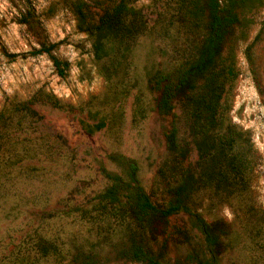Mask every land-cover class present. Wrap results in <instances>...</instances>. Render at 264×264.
<instances>
[{
    "label": "rangeland",
    "instance_id": "obj_1",
    "mask_svg": "<svg viewBox=\"0 0 264 264\" xmlns=\"http://www.w3.org/2000/svg\"><path fill=\"white\" fill-rule=\"evenodd\" d=\"M107 2L0 0V128H8L0 156V264H144L133 260L128 217H102L92 203L109 185L102 169L116 171L114 153L136 162L153 201L165 194L157 171L166 137L173 130L181 136L186 119L172 101L158 109L162 87L152 91L147 79L174 64L187 29L178 30V20L187 15L197 42L213 13L229 23L215 59L225 82L218 119L240 134L233 150L239 183L197 185L187 208L155 224L149 245L160 264H264V0H138L149 29L127 56L128 80L112 90L78 26L81 3L99 13ZM50 44L69 63L63 77L44 52ZM139 91L146 103L140 115ZM104 116L100 130L82 126ZM196 160L191 145L188 162ZM201 220L218 247L208 246Z\"/></svg>",
    "mask_w": 264,
    "mask_h": 264
},
{
    "label": "trees",
    "instance_id": "obj_2",
    "mask_svg": "<svg viewBox=\"0 0 264 264\" xmlns=\"http://www.w3.org/2000/svg\"><path fill=\"white\" fill-rule=\"evenodd\" d=\"M137 1L108 0L100 7L99 13L90 4L78 6V26L89 35L97 69L110 90L128 80L127 56L138 38L149 29L146 15L134 6ZM178 23V30L187 29L181 33L182 47L175 51L174 64L151 72L147 79V87L152 91L162 87L159 89L158 109L168 110L172 101L186 119V128L181 136L173 130L166 137L167 157L157 171L160 178L166 179L165 194L157 202L153 201L140 183L136 162L114 153L110 159L116 171L102 169L109 185L94 197L96 200L92 203L102 217L117 219L120 214L128 217L126 229H129L130 236H134L130 250L133 260L144 264H160L149 245L156 240L154 226L187 208L192 189L195 190L199 184L234 186L239 183L236 182L233 150L240 134L232 128L220 127L218 119L225 82L221 79L222 70H215V59L225 35L229 33V23L224 16L213 13L204 26L205 32L196 38L197 42L190 36L192 24L187 15ZM54 46L50 44L44 52L48 54L56 74L63 77L69 63L51 52ZM144 96L141 91L136 96L135 113L138 115L146 110ZM42 100L55 108L67 107L51 96H44ZM26 109L30 115H37L35 110ZM81 123L87 131L100 130L105 126V116L93 124L84 120ZM5 129L8 128H0V156L6 152L2 147ZM191 145L197 150L195 163L188 162ZM196 172L197 176L194 175ZM200 223L208 246L218 247L220 243L216 236L208 233L210 226L202 220ZM210 262L206 259L199 264Z\"/></svg>",
    "mask_w": 264,
    "mask_h": 264
}]
</instances>
